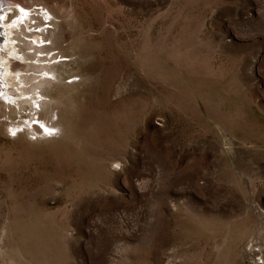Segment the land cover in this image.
Here are the masks:
<instances>
[{
	"label": "rangeland",
	"instance_id": "rangeland-1",
	"mask_svg": "<svg viewBox=\"0 0 264 264\" xmlns=\"http://www.w3.org/2000/svg\"><path fill=\"white\" fill-rule=\"evenodd\" d=\"M21 2L61 127L0 115V264H264V0Z\"/></svg>",
	"mask_w": 264,
	"mask_h": 264
},
{
	"label": "bare ground",
	"instance_id": "bare-ground-1",
	"mask_svg": "<svg viewBox=\"0 0 264 264\" xmlns=\"http://www.w3.org/2000/svg\"><path fill=\"white\" fill-rule=\"evenodd\" d=\"M20 2L21 0H0V35L6 37V43L0 39V115L9 118L11 113H16L19 118L16 123H9L10 130L19 131L20 126L24 125L23 132L46 138L45 135L50 134L51 130L55 131L61 127L57 120L54 122L59 116L48 95L43 92L44 88L51 85L52 79H56L53 66L57 56L51 53L52 47L43 45L42 41L50 40L53 46L56 38L51 39L46 34L47 26L42 25L45 22L29 23L30 20L36 19V11L24 9L27 15H14L11 24L7 26V21H2L3 9L11 11L18 4L23 5ZM8 3L10 7L6 6ZM43 12L41 17L50 15L49 11ZM3 24L8 27L7 31L4 30ZM12 34L13 37H8ZM3 47L9 49L2 51ZM17 48L22 54L18 53ZM25 104L29 106L27 112L23 108ZM23 112L27 115V121L22 117ZM36 126H41V130L38 131Z\"/></svg>",
	"mask_w": 264,
	"mask_h": 264
}]
</instances>
